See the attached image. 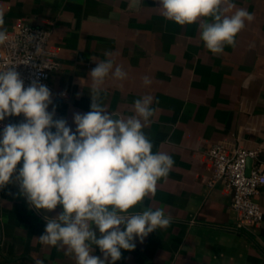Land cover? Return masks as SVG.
I'll return each mask as SVG.
<instances>
[{
  "label": "crops",
  "instance_id": "0c3cea01",
  "mask_svg": "<svg viewBox=\"0 0 264 264\" xmlns=\"http://www.w3.org/2000/svg\"><path fill=\"white\" fill-rule=\"evenodd\" d=\"M234 2L254 19L235 46L214 55L201 41L198 23L166 20L156 0H0L8 30L30 24L50 32L49 50L59 68L48 79V111L54 108V119H65L73 131L74 114L91 110L89 73L109 58L105 52L128 74L122 81L111 74L105 79L100 102L107 111L127 118L135 114V100L154 97L155 112L143 131L152 151L167 153L174 165L155 195L130 211L162 208L172 219L143 243L137 239L134 250L121 249L115 264H264V215L258 225L237 226L230 192L222 181L211 182L206 156L213 144L245 148L255 150L264 167V0ZM144 76L152 81L147 87ZM23 120L0 121V138L6 125ZM255 201L264 212V186ZM60 211L58 206L47 215ZM44 215L28 206L14 174L0 188V264H75L63 249L37 240ZM92 255L103 259L98 247Z\"/></svg>",
  "mask_w": 264,
  "mask_h": 264
},
{
  "label": "clouds",
  "instance_id": "9594fccd",
  "mask_svg": "<svg viewBox=\"0 0 264 264\" xmlns=\"http://www.w3.org/2000/svg\"><path fill=\"white\" fill-rule=\"evenodd\" d=\"M161 15L177 25L199 24L200 39L212 54L235 46L237 35L252 22L253 14L237 8L234 0H156ZM234 10V11H233ZM210 18V19H207ZM0 13V45L10 39ZM33 39V37H29ZM40 47L36 53L39 54ZM108 59L96 62L90 71V111L74 114L75 131L63 118L54 119L49 88L39 82L25 87L16 65L0 70V121L23 116L18 124L4 127L0 138V188L15 180L30 208L45 213L42 245L63 249L75 264H115L121 249L132 251L135 241L157 228L165 229L171 216L162 208L130 211L157 183L166 179L174 165L170 155L153 152V143L143 129L155 109L154 97L134 101V115L116 119L100 102L105 79L127 78L121 65ZM29 57L23 62L28 64ZM147 87L152 81L142 78ZM251 77L242 87L247 88ZM158 103V101H157ZM23 161L17 171V165ZM61 211L50 217L57 207ZM98 247L103 259L92 255ZM35 264H43L37 259Z\"/></svg>",
  "mask_w": 264,
  "mask_h": 264
},
{
  "label": "built area",
  "instance_id": "2783aa9c",
  "mask_svg": "<svg viewBox=\"0 0 264 264\" xmlns=\"http://www.w3.org/2000/svg\"><path fill=\"white\" fill-rule=\"evenodd\" d=\"M8 33L9 41L0 45V70L16 65L25 87L32 80H39L48 87L50 74L59 68L53 52L49 50L50 32L40 26L21 24ZM37 47L41 49L39 54L36 53ZM29 57L30 62L23 64ZM206 156L211 165V182L222 181L230 192V209L237 226L245 228L260 224L264 212L255 196L264 186V167L258 161L257 152L245 148L227 150L221 144H213L206 149ZM248 159L251 165L246 174Z\"/></svg>",
  "mask_w": 264,
  "mask_h": 264
},
{
  "label": "water",
  "instance_id": "95a60500",
  "mask_svg": "<svg viewBox=\"0 0 264 264\" xmlns=\"http://www.w3.org/2000/svg\"><path fill=\"white\" fill-rule=\"evenodd\" d=\"M14 118V116L12 117H9L10 120H12ZM116 118V117H115ZM250 165H251V160L248 159L247 162H246V174L249 173V170H250Z\"/></svg>",
  "mask_w": 264,
  "mask_h": 264
}]
</instances>
